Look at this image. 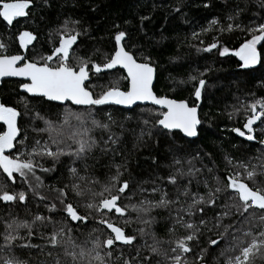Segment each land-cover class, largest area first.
Here are the masks:
<instances>
[{"label": "snow or ice", "instance_id": "obj_1", "mask_svg": "<svg viewBox=\"0 0 264 264\" xmlns=\"http://www.w3.org/2000/svg\"><path fill=\"white\" fill-rule=\"evenodd\" d=\"M38 3L52 7L49 0H0V23L13 30L8 42L0 34V82L16 78L22 93L15 104L0 101V207L35 202L46 214L0 216V264H264V138L257 136L264 137V95L237 97L228 113L242 114L241 126L229 131L259 144L258 153H225L221 171L212 153L193 147L211 68L173 82V91L190 85V99L158 94L157 63L135 32L114 22L96 38L91 25L65 13L42 40L30 30ZM255 4L253 12L249 0L235 3L223 22L212 18L192 39L203 45L199 52L235 57L245 74L261 73L264 89V0ZM139 19L146 36L152 17ZM211 32L204 45L202 35ZM237 32L236 46L221 39ZM133 120L136 127H128ZM126 133L137 150L164 140L163 159L148 157L154 173L147 179L124 178L131 177ZM98 165L107 169L103 179ZM58 171L65 180L45 184ZM161 210L163 236L156 231ZM90 221L99 227L84 235Z\"/></svg>", "mask_w": 264, "mask_h": 264}, {"label": "trees", "instance_id": "obj_2", "mask_svg": "<svg viewBox=\"0 0 264 264\" xmlns=\"http://www.w3.org/2000/svg\"><path fill=\"white\" fill-rule=\"evenodd\" d=\"M244 2L245 0H75L76 6L73 8V0H49L51 8L38 3V6L33 9L34 23L30 24V30L37 31L43 40L46 38L45 33L48 29L54 28L65 13H74L82 18L86 25H91L92 35L96 38L106 36L112 24L118 23L135 32L137 41L145 46L146 51L156 61L158 79L155 82V90L157 93L167 94L177 99H190L191 86H177L173 91L174 81H186L190 75L205 72L211 68L212 70L207 72L205 77L208 81L207 98L201 105L204 124L201 136L193 147L198 146L212 153L215 163L223 171L225 153L236 159H247L256 155L260 149L259 144L253 146L251 142H245L229 131L232 127L241 126L243 119L242 114L236 119H229L228 113L232 111V105L239 103L237 97L243 101L249 92H255L257 97L264 95V89L260 87L258 79L261 73L245 74L238 69V61L235 57H219L215 51L213 53L197 51V48L203 45L199 40L192 39V33L200 32L201 28L206 27L214 17H219L223 22L235 3L244 4ZM204 3H210L212 7L204 8ZM177 6L181 8L180 13L174 11ZM249 7L253 12L258 10L255 0H249ZM93 8L95 11H92ZM144 15L152 17L151 22H145L146 36L137 31L140 25L139 18ZM247 16L248 14H245L241 19L247 20ZM125 21H131V23L126 24ZM24 25L25 18H22L21 26ZM12 31L0 23V34L5 37L6 42ZM215 34L211 32L202 35L204 45L210 43ZM239 38L240 33L238 32L221 37L230 46L238 45ZM104 47L107 49L109 45L104 44ZM20 95L22 93L16 79L5 80L0 86V101L15 104ZM117 118L120 119L119 116ZM128 127H136L135 120L129 122ZM257 136L264 138L259 136V132ZM124 141V151L131 172V177L125 176L124 178H130L134 182L149 178L154 173V169L148 157L151 155L159 160L163 159V138L159 146L149 141L139 150L133 147L134 138L131 134L126 133ZM108 159L109 157H105L100 164H104ZM116 162H121L120 156H117ZM205 163H208L207 159ZM106 173V168L97 166V175L101 179ZM65 178L66 176L60 171L43 177L45 184L57 186L58 182ZM9 211L15 212L21 218L35 212L46 214L43 206L37 208L35 202L29 204L27 208L23 206H17L14 209L0 207V216H6ZM156 215L161 221L156 225V231L163 236L167 226L164 222L167 213L161 210ZM93 227H99V225L90 221L86 227L81 229V232L86 235ZM134 227L135 225L129 226L128 230L131 231ZM215 255L216 253L210 250L209 258L212 259ZM38 258L45 259L44 256Z\"/></svg>", "mask_w": 264, "mask_h": 264}, {"label": "water", "instance_id": "obj_3", "mask_svg": "<svg viewBox=\"0 0 264 264\" xmlns=\"http://www.w3.org/2000/svg\"><path fill=\"white\" fill-rule=\"evenodd\" d=\"M11 79H16V78H5V80H11ZM5 80H4V81H5ZM16 80H17V79H16ZM4 81H3V82H4ZM3 82H0V86L2 85Z\"/></svg>", "mask_w": 264, "mask_h": 264}]
</instances>
